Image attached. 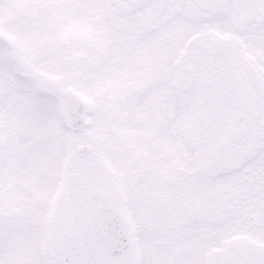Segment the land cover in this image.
Masks as SVG:
<instances>
[{"label":"snow or ice","instance_id":"obj_1","mask_svg":"<svg viewBox=\"0 0 264 264\" xmlns=\"http://www.w3.org/2000/svg\"><path fill=\"white\" fill-rule=\"evenodd\" d=\"M0 264H264V0H0Z\"/></svg>","mask_w":264,"mask_h":264}]
</instances>
